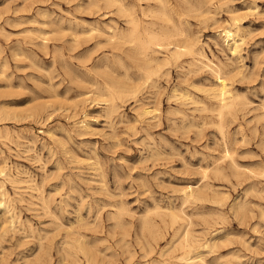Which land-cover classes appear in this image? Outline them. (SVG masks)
<instances>
[{"label": "rangeland", "instance_id": "1", "mask_svg": "<svg viewBox=\"0 0 264 264\" xmlns=\"http://www.w3.org/2000/svg\"><path fill=\"white\" fill-rule=\"evenodd\" d=\"M91 1L0 0V115L11 111L0 116V185L14 217H0V264H185L187 234L202 245L190 255L207 264H264V0L186 12L183 27L210 65L184 54L148 80L129 65L137 91L116 96L111 113L99 87L124 68L107 34L125 21ZM233 18L235 51L222 32ZM216 68L239 98L223 132L208 88L219 83ZM183 189L200 196L185 200Z\"/></svg>", "mask_w": 264, "mask_h": 264}, {"label": "bare ground", "instance_id": "2", "mask_svg": "<svg viewBox=\"0 0 264 264\" xmlns=\"http://www.w3.org/2000/svg\"><path fill=\"white\" fill-rule=\"evenodd\" d=\"M101 0H92L91 3H93L96 6L100 5ZM105 4V7L108 8H113L115 11H118L121 16L124 17L125 25L124 26H117L113 27L111 32L108 33V41L109 43L112 44L114 48L120 51L119 54H117V60L120 64V67L124 68V71L121 73L122 78L118 80L113 81L109 79L105 83H103L102 87H99L102 90L105 88L107 91H109V94L111 95L110 103L106 108L109 109L110 113L114 112L117 110V105L114 101V98L116 96H122L124 94H130V93H136V88L134 89L133 86L131 85L130 82H128L129 79H132L131 74L129 73V65L132 67H136L139 70H144L146 80H148L152 74L157 73L158 71H162V68L165 67V65L169 64L172 59H179L180 56L184 54H189L192 56L193 62H201L204 65H210V63H205L203 60L206 55L204 54V50L202 51L201 48L198 45V40L197 38L191 37L187 30L183 27V15H185L186 12L189 11H206L208 10L209 7H207V3L210 4L212 0H131V1H126V0H102ZM143 1H146V5L144 6L142 3ZM215 2V1H214ZM215 4V3H214ZM81 5V4H80ZM83 5V4H82ZM79 6V5H78ZM82 7V6H81ZM85 7H88L85 5ZM216 8V7H214ZM107 9V8H106ZM210 9V8H209ZM252 9V8H251ZM111 11V10H109ZM211 12V11H209ZM105 14L107 12H104ZM204 13V12H203ZM208 13V12H207ZM46 14V13H45ZM103 14V13H101ZM205 15V14H204ZM235 16V14H233ZM40 16V15H39ZM48 16V15H47ZM201 16V15H200ZM148 17V18H146ZM203 17V16H201ZM198 18V16H197ZM200 18V17H199ZM208 18V16H207ZM214 18V17H213ZM210 19V18H209ZM208 20V19H206ZM36 21V20H34ZM115 21V20H114ZM46 22V21H45ZM44 22V24H45ZM103 22V21H102ZM218 22V21H217ZM216 22V23H217ZM214 23V22H213ZM47 24V23H46ZM239 23H236L235 18L232 19V22H228L223 26L222 32L223 35L225 36V40H227V43L231 42L230 44L233 45L232 50H236L238 48V35H239V26L237 25ZM93 28V27H91ZM63 29V28H62ZM66 29V28H65ZM96 29H94L95 31ZM99 31V30H98ZM37 32V31H36ZM41 32V31H40ZM86 32V31H85ZM81 32V33H85ZM91 31H89L90 33ZM44 33V32H43ZM48 33V32H47ZM77 34V32H75ZM92 33V32H91ZM74 34V33H73ZM75 34V36H76ZM46 35V32L44 33ZM82 35V34H81ZM92 35V34H90ZM106 35V36H107ZM196 35V34H195ZM8 36V35H7ZM94 36V35H93ZM242 36V35H241ZM60 37V36H59ZM88 37V36H87ZM90 37V36H89ZM240 37V36H239ZM64 39V38H63ZM242 39V38H241ZM76 40V38H75ZM74 40V42H75ZM77 41V40H76ZM79 41V40H78ZM107 41V42H108ZM73 42V43H74ZM42 43V42H41ZM108 43V44H109ZM40 44V43H39ZM43 44V43H42ZM83 44V42H82ZM104 44V42L102 43ZM200 44V43H199ZM99 45V44H98ZM97 45V46H98ZM44 46V45H43ZM203 49V46H202ZM17 50V49H16ZM93 50V49H92ZM115 50V49H114ZM231 50V52H232ZM15 51V50H14ZM87 51V50H86ZM166 52L165 56L161 59L158 56L159 53L161 52ZM19 52V51H17ZM54 52V51H53ZM238 52V51H237ZM19 57L18 53H15V55ZM21 54V53H20ZM14 56V55H13ZM22 56V55H21ZM103 56V55H102ZM215 56V55H214ZM97 57V56H95ZM105 57V56H104ZM235 57V56H234ZM239 56H236V58ZM21 58V57H20ZM83 58V57H82ZM126 58H129L130 61H127ZM81 59V58H80ZM89 59V57H88ZM87 59V60H88ZM82 60V59H81ZM84 60V58H83ZM86 60V61H87ZM38 61V60H37ZM111 61V60H110ZM177 61V60H176ZM211 62V60H209ZM7 63V61H6ZM155 63L156 66L153 64ZM190 63V62H189ZM193 64V63H192ZM201 64V65H202ZM102 65V64H101ZM106 65V62H105ZM186 66V65H185ZM192 66V65H191ZM196 66V65H195ZM205 66V67H206ZM22 67V66H19ZM188 67V66H186ZM204 67V66H203ZM201 68V67H200ZM211 68V67H210ZM219 68V67H218ZM216 68V73H218L217 77L219 78V83L218 85L214 88H210L211 94L213 98L216 99L217 101V112L218 116L221 118V122L217 125L220 129L221 132H223V124H222V118L226 112L231 111V109L236 106L237 98L235 94L232 93V89L229 86V83L225 76H223L220 72V70ZM109 69V68H108ZM183 69V67H182ZM214 69V68H213ZM45 70V69H44ZM166 70V69H165ZM195 70V69H194ZM6 71V70H5ZM75 71V70H74ZM169 71V69H168ZM190 71V70H188ZM202 71V70H201ZM211 71V70H210ZM245 72V70L243 71ZM69 73V72H67ZM76 73V72H75ZM164 73V72H163ZM240 73V72H239ZM165 74V73H164ZM118 75V74H117ZM169 75V74H168ZM226 75V73H225ZM76 76V75H75ZM166 76V75H165ZM186 76V75H185ZM110 77H112L110 75ZM7 78V77H6ZM148 78V79H147ZM50 79V78H49ZM90 79V78H89ZM8 80V78H7ZM81 80V79H80ZM144 80V79H143ZM9 81V80H8ZM51 81V80H50ZM82 81V80H81ZM86 81V80H84ZM37 82V81H36ZM72 82V81H71ZM80 82V81H79ZM134 82V81H133ZM145 82V81H144ZM156 82V81H155ZM158 82V81H157ZM8 83V82H7ZM11 83V82H10ZM92 83V82H91ZM102 83V82H101ZM232 83V82H231ZM46 84V83H45ZM73 84V83H72ZM135 84V83H134ZM159 84V83H158ZM9 85V84H8ZM50 85V84H49ZM91 85V84H90ZM139 85V84H138ZM145 85V84H144ZM216 85V84H215ZM10 86V85H9ZM12 86V85H11ZM136 86V85H135ZM134 86V87H135ZM4 87V86H3ZM21 87V86H20ZM80 87V86H79ZM138 87V86H137ZM146 87V86H145ZM233 87V86H232ZM27 88V87H26ZM97 88V87H96ZM149 88V87H147ZM205 88V87H204ZM138 89V88H137ZM158 89V88H157ZM177 89V88H176ZM98 90V89H97ZM140 90V89H139ZM205 90V89H204ZM7 91V90H6ZM160 91V90H159ZM175 91V90H174ZM178 91V90H176ZM206 91V90H205ZM79 92V91H78ZM106 92V91H105ZM14 93V92H13ZM56 93V92H55ZM88 93V92H87ZM101 93V92H100ZM84 94V93H83ZM128 94V95H129ZM178 94V93H177ZM182 94V93H181ZM187 94V93H185ZM82 95V94H81ZM127 95V97H128ZM184 96V94H182ZM58 96V95H57ZM101 96V95H100ZM175 96V94H174ZM54 97V96H52ZM109 97V96H108ZM133 97V96H131ZM159 97V96H157ZM187 97V96H185ZM40 98V97H39ZM135 98V97H134ZM133 98V99H134ZM179 98V97H178ZM246 98V97H245ZM105 99V98H103ZM120 100V97L118 98ZM126 99V98H125ZM130 99V98H129ZM139 99V98H138ZM189 99V98H188ZM32 100V99H31ZM34 100V99H33ZM201 100V99H200ZM210 100V99H209ZM249 100V99H247ZM104 101V100H103ZM139 101V100H138ZM194 101V100H193ZM105 102V101H104ZM125 102V101H124ZM204 103V101H202ZM248 102V101H247ZM47 103V101H46ZM59 103V102H58ZM62 103V102H61ZM123 103V102H122ZM138 103V102H137ZM201 103V102H200ZM4 104V103H3ZM143 104V103H141ZM11 105V103H10ZM8 106V105H7ZM58 106V105H57ZM28 107V106H27ZM30 107V105H29ZM43 107V106H42ZM47 107V106H46ZM52 107V106H51ZM58 107H56L57 109ZM151 107L148 106H143V112L151 113L150 109ZM23 109V108H22ZM102 109V108H101ZM105 109V108H104ZM155 109V107H154ZM153 109V110H154ZM159 110V108H157ZM155 109V110H157ZM197 109V107H196ZM201 109V108H200ZM19 110V109H18ZM45 110V109H44ZM154 110V111H155ZM10 111V110H9ZM17 111V110H16ZM26 111V110H25ZM177 111V110H176ZM210 111V110H209ZM11 112V111H10ZM10 112H6V114H1L0 116L8 115ZM18 112V111H17ZM142 112V111H141ZM142 112V113H143ZM14 114V112H13ZM24 114V113H23ZM22 114V115H23ZM33 114V113H32ZM39 114V113H38ZM141 114V113H140ZM16 115V113H15ZM20 114H18L19 116ZM50 115V114H49ZM154 115V114H151ZM182 115V114H181ZM139 116V115H138ZM137 116V117H138ZM157 116V115H156ZM16 117V116H14ZM48 117V116H47ZM50 117V116H49ZM153 117V116H152ZM205 117V116H204ZM1 118V117H0ZM12 118V117H11ZM24 118V116L22 117ZM21 118V119H22ZM41 118V116H40ZM139 118V117H138ZM145 118V117H144ZM218 118V117H217ZM6 119V118H5ZM9 119V118H8ZM86 120V119H85ZM113 120V119H112ZM149 120V119H148ZM210 121V120H209ZM237 121V120H236ZM212 122V121H211ZM242 123V122H241ZM85 124V123H84ZM87 124V123H86ZM240 125V124H239ZM188 126V125H187ZM196 126V125H195ZM241 126V125H240ZM4 130V129H3ZM232 130V129H231ZM53 131V130H52ZM226 132V131H225ZM54 133V132H53ZM221 134V133H220ZM223 134V133H222ZM11 137V136H10ZM221 141V140H220ZM224 142H226L224 140ZM222 143V142H221ZM227 145V144H226ZM264 148V147H262ZM229 151V150H227ZM156 152V151H155ZM230 152V151H229ZM234 152V151H233ZM227 155V154H226ZM222 158V157H221ZM232 158V157H231ZM5 160V159H4ZM7 162V161H6ZM8 163H5L0 166V173L3 174L4 176L7 175V165ZM229 164V163H227ZM218 165V164H217ZM256 165V164H255ZM216 166V165H215ZM253 169V168H252ZM218 170V169H214ZM238 171V170H237ZM249 171V170H248ZM11 172V171H10ZM226 172V171H225ZM202 173L203 170H202ZM249 173V172H248ZM9 174V173H8ZM225 175V174H224ZM251 175V174H249ZM11 176V175H10ZM17 178V177H16ZM223 178V177H222ZM252 178V177H251ZM1 179V178H0ZM8 179V177H7ZM14 179V178H13ZM18 179V178H17ZM201 180H203L201 178ZM224 180H227L224 178ZM243 180V179H242ZM261 181V180H260ZM259 181V182H260ZM17 182V180H16ZM208 184V183H207ZM206 185V184H205ZM191 186V185H189ZM210 186V185H209ZM216 186V185H215ZM219 186V185H218ZM197 187V186H196ZM207 187V186H206ZM187 188V187H186ZM209 188V187H208ZM203 189V188H202ZM250 189V188H249ZM256 189V188H254ZM184 190V189H183ZM182 190V191H183ZM197 190V189H196ZM249 191V190H248ZM255 191V190H254ZM262 191V190H261ZM264 191V190H263ZM8 191L5 190L4 187L0 185V217H5L6 221H9L10 223L14 220L13 218V213L11 212V209L8 205ZM250 192V191H249ZM10 194V193H9ZM10 196V195H9ZM43 195H41L42 197ZM200 196L199 192H196L194 189H188L184 190V199L185 200H190L192 198H197ZM211 198V197H210ZM216 198V197H215ZM214 198V199H215ZM42 199V198H41ZM49 202V199L46 198ZM207 199V198H205ZM221 199V198H220ZM45 200V198H44ZM42 200V201H44ZM46 200V201H47ZM52 200V199H51ZM208 200V199H207ZM213 200V199H212ZM218 200V199H217ZM223 200V199H222ZM41 201V202H42ZM45 201V203H46ZM211 201V200H210ZM214 201V200H213ZM243 201V200H242ZM245 201V200H244ZM219 203V201H218ZM221 203V202H220ZM45 205V204H44ZM48 205V204H47ZM42 206V205H41ZM235 206V205H234ZM158 207V206H156ZM241 207V206H240ZM44 208V206H43ZM42 208V210H43ZM48 208V207H46ZM154 208V207H153ZM161 208V207H160ZM163 208V207H162ZM165 208V207H164ZM170 208V207H169ZM181 208V207H180ZM236 208V207H235ZM49 209V208H48ZM121 209V208H120ZM157 209V208H156ZM168 209V208H166ZM175 209V208H174ZM14 210V209H13ZM47 210V209H46ZM149 210V209H148ZM48 211V210H47ZM47 211L45 214H47ZM131 211V210H130ZM154 211V209H153ZM250 211V210H249ZM44 212V211H42ZM54 213V212H53ZM150 213V212H149ZM206 213V212H204ZM212 213V212H211ZM210 213V214H211ZM215 214V212H213ZM44 214V213H43ZM122 214V213H121ZM185 214V213H184ZM193 213L192 215H194ZM198 214V213H197ZM200 214V213H199ZM202 214V213H201ZM200 214V215H201ZM219 214V213H218ZM262 214V213H261ZM54 215V214H53ZM135 215V214H134ZM146 214H144L145 216ZM207 215V214H206ZM18 216V215H17ZM143 216V217H144ZM203 216V215H201ZM210 216V215H209ZM261 216V215H260ZM48 217V216H47ZM51 217V216H50ZM54 217V216H53ZM57 217V215H56ZM200 217V216H199ZM221 217V216H220ZM181 218L180 214L177 213H172V220L173 222H176L177 219ZM191 219V217H189ZM203 218V217H202ZM207 218V217H206ZM17 219V218H16ZM204 219V218H203ZM185 220V219H184ZM120 221V220H119ZM163 221V220H162ZM209 221V220H206ZM54 222V221H52ZM118 222V221H117ZM147 222V220H146ZM210 222V221H209ZM216 222V220H215ZM56 223V221L54 222ZM58 223V221H57ZM82 223V222H81ZM127 223V222H126ZM208 223V222H207ZM60 224V222H59ZM120 224V223H119ZM124 224V223H123ZM189 224V223H188ZM192 224V223H191ZM189 224V225H191ZM209 224V223H208ZM53 225V224H52ZM58 225V224H55ZM71 226V225H70ZM171 226V224H170ZM63 227V226H62ZM122 227V226H121ZM54 228V227H53ZM124 228V227H123ZM171 228V227H170ZM185 228V227H184ZM206 228V227H205ZM72 229V228H70ZM118 229V228H117ZM122 229V228H121ZM157 229V228H156ZM45 230V229H44ZM56 230V229H55ZM60 230V229H59ZM75 230V229H74ZM154 230V229H153ZM160 230V229H159ZM186 230V228H185ZM184 230V231H185ZM49 231V230H48ZM58 231V230H57ZM47 232V231H46ZM190 232V230H189ZM188 232V233H189ZM45 233V232H44ZM52 233V232H51ZM187 233V232H185ZM49 234V232H48ZM161 236V233H159ZM164 234V233H163ZM183 234V233H182ZM191 234V232H190ZM82 235V233H81ZM40 236V234H39ZM43 236V235H42ZM69 236V234H68ZM164 236V235H163ZM182 236V235H180ZM179 236V237H180ZM186 236V235H185ZM72 237V236H71ZM85 237L82 236V238ZM179 237L176 240H179ZM191 237V236H190ZM40 238V237H39ZM41 237L40 239H42ZM45 238V237H44ZM68 238V237H67ZM75 238V237H74ZM73 238V239H74ZM79 238V237H78ZM153 238V236H152ZM69 239V238H68ZM45 240V239H44ZM63 240V239H62ZM71 240V239H69ZM68 240V241H69ZM82 240V239H81ZM50 241V237H49ZM64 241V240H63ZM67 241V242H68ZM75 241V240H74ZM73 241V242H74ZM86 241V240H84ZM83 241V242H84ZM185 245L187 249L185 250V254L181 255L178 259L184 262L185 264H207L204 260V258L200 254H195V255H190V252L195 251L198 246L200 247V243L195 241L194 239H189L188 234L187 237L185 238ZM46 242V241H45ZM48 242V240H47ZM46 242V243H47ZM53 242V240L51 241ZM49 242V243H51ZM72 242V243H73ZM81 242V243H83ZM100 242V241H99ZM63 243V242H62ZM61 243V244H62ZM75 243V242H74ZM79 243V242H78ZM77 243V244H78ZM87 243V241H86ZM89 243V242H88ZM92 243V242H91ZM118 243V242H116ZM147 243V242H146ZM174 243V241H173ZM179 243V242H178ZM182 243V242H181ZM205 243V241H204ZM247 243V242H246ZM53 244V243H52ZM67 244V243H66ZM90 244V243H89ZM43 245V243H42ZM49 245V244H48ZM47 245V246H48ZM70 245V244H69ZM74 245V244H73ZM91 245V244H90ZM182 245V244H181ZM180 245V246H181ZM61 247L63 245H60ZM59 246V247H60ZM67 246V245H64ZM77 246V245H76ZM79 246V245H78ZM77 246V247H78ZM94 246V245H93ZM146 246V245H145ZM144 246V247H145ZM175 246V245H174ZM202 246V245H201ZM205 246V244H204ZM45 247V246H44ZM53 247V246H52ZM56 247V246H55ZM60 247V248H61ZM75 247V246H74ZM142 248V245L140 246ZM182 247V246H181ZM69 248V247H68ZM73 248V247H71ZM171 248V247H170ZM204 248V247H203ZM40 249V248H39ZM55 249V248H54ZM65 249V248H63ZM62 249V250H63ZM84 249V248H83ZM87 249V248H86ZM91 249V248H90ZM95 249V248H94ZM97 249V248H96ZM146 249V248H145ZM148 249V248H147ZM169 249V248H168ZM201 249V248H200ZM51 250V249H50ZM49 250V251H50ZM58 251V249H56ZM68 250V249H66ZM71 250V249H70ZM77 250V249H75ZM82 250V249H81ZM103 250V249H102ZM105 250V249H104ZM103 250V251H104ZM159 250V248H158ZM180 250V249H179ZM46 251V250H45ZM69 251V250H68ZM97 251V250H96ZM169 250H167L168 252ZM177 251V250H176ZM184 251V250H183ZM204 251V250H203ZM60 252V251H58ZM76 252V251H75ZM95 252V251H94ZM102 252V251H101ZM157 252V251H156ZM155 252V253H156ZM66 253V252H65ZM69 253V252H68ZM73 253V252H72ZM91 253V252H90ZM113 253V252H112ZM197 253V252H196ZM199 253V252H198ZM40 254V252H39ZM44 254V253H43ZM49 254V253H48ZM51 254V253H50ZM61 254V253H60ZM74 254V253H73ZM83 254V253H82ZM88 254V253H87ZM93 254V253H92ZM96 254V253H95ZM115 254V253H114ZM146 254V252H145ZM144 254V256H145ZM231 254V253H230ZM233 254V253H232ZM231 254V255H232ZM236 253H234L235 255ZM68 255V254H67ZM94 255V254H93ZM92 255V256H93ZM100 255V254H99ZM103 255V254H102ZM163 255V254H162ZM228 255V254H227ZM71 256V255H70ZM76 256V255H75ZM90 256V255H89ZM111 256V255H110ZM131 256V255H130ZM147 256V255H146ZM175 256V255H174ZM179 256V255H178ZM220 256V253H219ZM62 257V256H61ZM60 257V258H61ZM72 257V256H71ZM101 257V256H99ZM109 257V256H107ZM114 257V256H113ZM122 257V256H121ZM222 257V256H221ZM38 258V257H37ZM69 258V257H68ZM77 258V256H76ZM92 258V257H91ZM104 258V256H103ZM102 258V259H103ZM132 258V256H131ZM239 258V257H238ZM80 259V258H79ZM86 259V258H85ZM99 259V258H98ZM113 259V258H112ZM44 260V259H43ZM52 260V259H51ZM67 260V259H66ZM93 260V259H92ZM95 260V258H94ZM105 260V258H104ZM97 261H100L97 260ZM102 261V260H101ZM213 261V260H212ZM37 262V261H36ZM72 262V261H71ZM94 262V261H93ZM108 262V261H107ZM116 262V261H115ZM52 263V262H51ZM59 263V262H58ZM79 263V262H78ZM103 263V262H102ZM129 263V262H128ZM213 263V262H212ZM47 264V263H46ZM88 264V263H87ZM93 264V263H92ZM96 264V263H95ZM105 264V263H104ZM108 264V263H107ZM115 264V263H114ZM181 264V263H180Z\"/></svg>", "mask_w": 264, "mask_h": 264}]
</instances>
